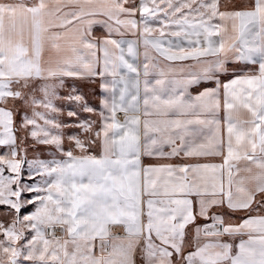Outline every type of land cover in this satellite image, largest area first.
<instances>
[{"label":"snow or ice","instance_id":"1","mask_svg":"<svg viewBox=\"0 0 264 264\" xmlns=\"http://www.w3.org/2000/svg\"><path fill=\"white\" fill-rule=\"evenodd\" d=\"M221 8L0 0V264H264V0ZM161 59L196 70L170 78ZM97 77L99 109L65 83ZM38 145L53 158L28 159Z\"/></svg>","mask_w":264,"mask_h":264},{"label":"crops","instance_id":"2","mask_svg":"<svg viewBox=\"0 0 264 264\" xmlns=\"http://www.w3.org/2000/svg\"><path fill=\"white\" fill-rule=\"evenodd\" d=\"M241 0H231V3H229V0H221V10H224V6L227 5L228 7H231L232 4H240ZM137 19H139V16H137ZM154 27H159L160 25L158 23L153 25ZM105 31L103 28L96 26L94 28V35L97 37H103L105 35ZM115 39H126V40H133V39H137L138 37L132 36L130 33H126L123 37L120 36H116L114 35ZM168 39H172V40H176L175 37H166ZM140 52H141V56H140V61H143V56H142V52H143V47L141 45L140 47ZM161 65H168L171 63L172 68H174L176 71L172 74H170V78H172L173 76L177 79L181 78L183 75H186L189 71H195L196 69L193 67L194 65V61L192 60H186L183 62H168V61H164V60H160ZM102 66V65H101ZM183 69V72L180 71V69ZM99 70V67H98ZM98 78V77H97ZM96 78V79H97ZM152 79L155 78V76L150 77ZM110 79V77H109ZM222 79H224V77H222ZM65 80H81V79H76V78H65ZM203 86L206 87H214V83L211 81L208 82H203ZM198 90H203V87H200L199 89H190L189 91L192 92L193 95L197 94ZM18 103V102H17ZM10 107H13V110L15 111V106L10 104ZM119 117L122 119L123 115L122 114H118ZM18 115H16L14 117V119H16ZM15 126V125H14ZM169 149L167 148V146L165 147V151H168ZM142 160V165L143 166H148V165H159V164H164V163H171V164H182V163H189V164H195V163H220V158L219 157H214V156H210V157H204V158H183V157H176V158H172L170 160L168 159H162V158H158V157H148V156H143L141 158ZM193 199H195L193 197ZM253 215H255V213H252ZM246 215H248V213L245 212H239L236 213L232 219L231 222L233 223H239L240 220L239 218L241 217H245ZM201 223H203V221H200ZM115 232L122 234V229H114ZM247 237H245L246 239ZM239 242V237L236 238L235 243ZM97 254L98 251H97ZM137 259V264H139V257H136Z\"/></svg>","mask_w":264,"mask_h":264},{"label":"rangeland","instance_id":"3","mask_svg":"<svg viewBox=\"0 0 264 264\" xmlns=\"http://www.w3.org/2000/svg\"><path fill=\"white\" fill-rule=\"evenodd\" d=\"M66 85H75L78 89V91L82 94H84L86 96V98L89 100V102L97 107V109H99V97L102 95L101 90L99 88V83L100 80L99 78L96 79L95 83H90L88 80H65ZM68 88L65 89H61L60 90V95L64 96L67 95L68 93ZM37 96L39 97L40 94L37 93ZM55 104L57 107H60L62 109H64V113L62 115L58 116V119L65 122V123H71L74 122L75 118H69L67 117V110L69 108H72V105H69L66 101L63 100H58L55 101ZM39 111H43V109H38ZM30 114V113H29ZM57 114H50L51 117H56ZM81 118H95L93 116H91V114L88 113H81L80 114ZM19 121H20V116L18 115L15 119V127H19ZM40 123H42V121H39ZM79 131L76 128H65L64 132L65 134H70L72 132H76ZM25 133L23 132H17V136L20 137L22 135H24ZM19 143V140H18ZM7 149L4 147H0V154H3L4 152H6ZM54 152V149L51 146H47V145H38L36 147V150H29L28 152V159H32L34 157H39L40 159L43 160H51L53 158V156L51 155V153ZM7 174V173H5ZM27 176V165L23 166V170H22V178ZM26 195H30V194H26ZM31 209V206H29V210ZM3 212H4V208L2 206H0V219H3ZM25 210L22 209L21 214H24ZM57 234H59V231L57 232Z\"/></svg>","mask_w":264,"mask_h":264}]
</instances>
